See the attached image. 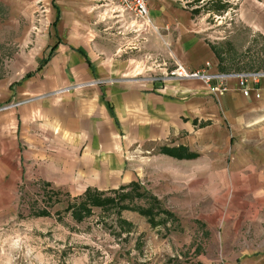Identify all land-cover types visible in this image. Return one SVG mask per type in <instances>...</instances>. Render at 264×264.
Here are the masks:
<instances>
[{
    "label": "crops",
    "instance_id": "1",
    "mask_svg": "<svg viewBox=\"0 0 264 264\" xmlns=\"http://www.w3.org/2000/svg\"><path fill=\"white\" fill-rule=\"evenodd\" d=\"M93 2L0 0V64L7 71L4 81L0 79V108L20 103L0 111V208L11 207L15 193L28 182L47 184L49 189L108 190L127 184L135 177L129 153L130 145H136L146 154L155 153L154 160L185 166L191 178L203 176L210 185L213 176L223 179L225 172L229 192L262 193V210L264 77L258 87L251 84L259 99L253 92L243 97L233 78L226 81L222 96L185 80L153 89V84L136 80L147 77L137 61L121 59L138 51L137 37L150 25L162 31L164 43H173L176 64L198 70L209 63L212 74L245 72L223 69L220 54L192 28V15L171 0H150L149 24L132 28L127 22L117 23L125 30L116 45L103 33L92 35ZM40 8L47 18L46 37L31 39L33 14ZM100 24L104 26L102 18ZM123 32L132 35L131 41L123 40ZM9 51L12 55L7 57ZM43 58L49 59L46 64ZM128 74L133 77L106 80ZM234 215L239 223L251 222V211ZM261 233L257 231L259 238ZM222 254L218 256L224 258ZM233 255L230 264H264V245Z\"/></svg>",
    "mask_w": 264,
    "mask_h": 264
},
{
    "label": "rangeland",
    "instance_id": "2",
    "mask_svg": "<svg viewBox=\"0 0 264 264\" xmlns=\"http://www.w3.org/2000/svg\"><path fill=\"white\" fill-rule=\"evenodd\" d=\"M91 1H94L89 6L92 35L103 33L116 45L125 28L112 24L104 9L100 15L98 1L88 0L90 4ZM171 1L192 15V28L220 54L223 69L234 73H264V0ZM33 15L35 26L28 37H46L44 8ZM142 23L137 20L135 24L139 27ZM161 33L150 25L148 31L137 37L138 51L121 58L137 61L139 71L157 78L154 83L158 86L149 83L157 90L184 82H161L163 75L176 66L174 45L164 43ZM128 34L122 33L124 41H131L132 35ZM10 55L12 51L6 54ZM137 63L134 65L138 66ZM5 68L1 63L3 81ZM128 77L133 76L106 80L117 82ZM252 80L249 83L253 84ZM194 82L204 85L199 80ZM130 146V169L135 177L127 184L108 190L70 186L49 189V185L38 182L23 184L15 193L11 207L0 208V264H230L237 251L264 245L262 193L229 192L225 172L223 179L213 176L210 185L203 176L191 178L185 166L154 160L155 153L149 155L136 145ZM223 167L226 170L227 163ZM216 181L219 185H215ZM88 188L115 198L116 205L92 208L89 215L77 222L71 211L67 212V205L81 201ZM250 202L253 206L246 207ZM142 209L151 211V221L148 215L140 214ZM246 211L252 212L251 222L234 220L237 218L234 214L244 215ZM247 228L246 235L243 231ZM257 231H263L260 238ZM219 252L224 258L218 256Z\"/></svg>",
    "mask_w": 264,
    "mask_h": 264
},
{
    "label": "built area",
    "instance_id": "3",
    "mask_svg": "<svg viewBox=\"0 0 264 264\" xmlns=\"http://www.w3.org/2000/svg\"><path fill=\"white\" fill-rule=\"evenodd\" d=\"M99 3L100 10L104 9L105 15H108L107 18H111L114 22L124 24L128 23L132 28L135 23L138 21L147 22L149 24V2L150 0H95ZM102 12V11H101ZM100 12V13H101ZM106 19V18H104ZM130 23H134L131 25ZM211 66L209 63L204 64L202 69L190 70L184 65L176 64V66L168 72L166 75H163L161 82L169 83L170 81H200L204 85L210 87L213 93H216L219 96H222L227 92V85L225 84L228 79H235L238 84V88L241 91L242 96L247 97L250 93H254V97L259 99V93L257 89L251 87L249 80L253 79L252 82L254 85L257 84L258 78L264 77V73L258 74H219L211 73ZM141 83H154L157 78L151 77H139L136 79ZM110 82H113L109 80ZM108 81V82H109ZM213 81L215 82L214 86H211ZM20 103H9L0 108V111H5L6 109L19 107Z\"/></svg>",
    "mask_w": 264,
    "mask_h": 264
},
{
    "label": "trees",
    "instance_id": "4",
    "mask_svg": "<svg viewBox=\"0 0 264 264\" xmlns=\"http://www.w3.org/2000/svg\"><path fill=\"white\" fill-rule=\"evenodd\" d=\"M48 58H46L43 63L46 64L48 62ZM162 152L166 153L169 156H172L169 150L162 149ZM179 159H182L184 157L182 156H175ZM135 186L134 184H132ZM112 194V192H111ZM104 193L99 192L98 190H91L86 189L84 191V198L81 199L78 203H71L67 205V212L71 211L72 218L80 222L83 220L84 216H87L91 213L92 208H112L113 205H116V199L112 197H104ZM120 200V199H119ZM118 202V200H117ZM108 206V207H107ZM45 214V213H42ZM140 214L142 215H148L149 221H151V211L142 209L140 210Z\"/></svg>",
    "mask_w": 264,
    "mask_h": 264
}]
</instances>
